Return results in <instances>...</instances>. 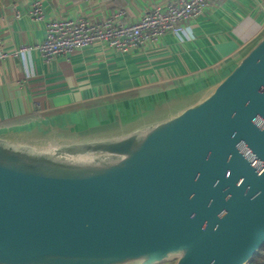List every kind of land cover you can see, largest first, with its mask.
Masks as SVG:
<instances>
[{"label": "water", "instance_id": "1", "mask_svg": "<svg viewBox=\"0 0 264 264\" xmlns=\"http://www.w3.org/2000/svg\"><path fill=\"white\" fill-rule=\"evenodd\" d=\"M264 246V37L116 137L0 136V264H250Z\"/></svg>", "mask_w": 264, "mask_h": 264}, {"label": "crops", "instance_id": "2", "mask_svg": "<svg viewBox=\"0 0 264 264\" xmlns=\"http://www.w3.org/2000/svg\"><path fill=\"white\" fill-rule=\"evenodd\" d=\"M0 0V45L36 46L51 20L106 19L119 9L135 23L171 0ZM21 12V17H17ZM127 54L97 42L47 63L37 50L0 63V136L44 147L53 140L116 137L168 118L210 90L264 37V0H212L190 23Z\"/></svg>", "mask_w": 264, "mask_h": 264}, {"label": "built area", "instance_id": "3", "mask_svg": "<svg viewBox=\"0 0 264 264\" xmlns=\"http://www.w3.org/2000/svg\"><path fill=\"white\" fill-rule=\"evenodd\" d=\"M89 2L90 0H85ZM212 7V0H171L164 8L156 7L135 23L121 21L126 10L119 9L106 19L92 21L85 17L51 20L46 24L45 40L36 46H23L13 52L0 45V63L13 56L39 51L45 62L66 56L76 50L106 43L117 53L131 51L159 42L165 35L177 36L191 32L190 23ZM17 12V17H21ZM32 20H45L42 0H35L28 9Z\"/></svg>", "mask_w": 264, "mask_h": 264}, {"label": "trees", "instance_id": "4", "mask_svg": "<svg viewBox=\"0 0 264 264\" xmlns=\"http://www.w3.org/2000/svg\"><path fill=\"white\" fill-rule=\"evenodd\" d=\"M250 264H264V246L260 251L254 256Z\"/></svg>", "mask_w": 264, "mask_h": 264}, {"label": "rangeland", "instance_id": "5", "mask_svg": "<svg viewBox=\"0 0 264 264\" xmlns=\"http://www.w3.org/2000/svg\"><path fill=\"white\" fill-rule=\"evenodd\" d=\"M164 264H175V261H170V262H167V263H164Z\"/></svg>", "mask_w": 264, "mask_h": 264}]
</instances>
